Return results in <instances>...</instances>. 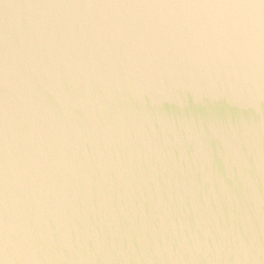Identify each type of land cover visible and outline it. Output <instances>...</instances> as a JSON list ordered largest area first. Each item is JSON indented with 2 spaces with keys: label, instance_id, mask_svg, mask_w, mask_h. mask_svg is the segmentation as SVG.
Returning <instances> with one entry per match:
<instances>
[{
  "label": "water",
  "instance_id": "obj_1",
  "mask_svg": "<svg viewBox=\"0 0 264 264\" xmlns=\"http://www.w3.org/2000/svg\"><path fill=\"white\" fill-rule=\"evenodd\" d=\"M2 264H264V0H0Z\"/></svg>",
  "mask_w": 264,
  "mask_h": 264
},
{
  "label": "snow or ice",
  "instance_id": "obj_2",
  "mask_svg": "<svg viewBox=\"0 0 264 264\" xmlns=\"http://www.w3.org/2000/svg\"><path fill=\"white\" fill-rule=\"evenodd\" d=\"M0 264H2V262H0Z\"/></svg>",
  "mask_w": 264,
  "mask_h": 264
}]
</instances>
